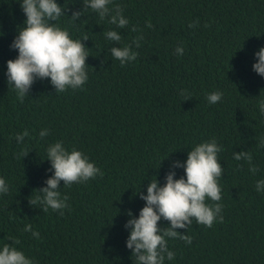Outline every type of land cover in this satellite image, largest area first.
<instances>
[{
  "label": "trees",
  "instance_id": "trees-1",
  "mask_svg": "<svg viewBox=\"0 0 264 264\" xmlns=\"http://www.w3.org/2000/svg\"><path fill=\"white\" fill-rule=\"evenodd\" d=\"M56 2L67 9L56 23L73 39L88 37V80L82 90L57 94L50 80H37L21 103L6 72L7 61L18 56L10 45L26 16L22 0H0V178L9 186L0 195V249L15 238L33 264H136L125 224L145 206L139 191L146 195L155 179L163 186L170 170L183 177L173 162H185L188 151L215 139L223 149L224 223L209 229L193 220L187 231L178 229L192 244L169 239L175 259L165 264H264V190H256L264 180V77L253 71L255 53L264 48V0H113L109 7L119 5L129 20L124 29L83 11V0ZM75 11L83 13L73 22ZM109 30L122 35L118 45L103 35ZM137 36H143L139 48L133 45L137 60L121 67L110 49ZM217 91L222 100L210 104L207 96ZM44 129L49 135L41 139ZM25 130L29 136L18 143L15 136ZM58 141L104 173L71 187L61 182L70 205L64 215L29 204L54 174L45 160ZM241 151L251 152L255 175L233 158ZM27 224L39 240L24 231ZM159 227L170 224L161 220Z\"/></svg>",
  "mask_w": 264,
  "mask_h": 264
},
{
  "label": "clouds",
  "instance_id": "clouds-1",
  "mask_svg": "<svg viewBox=\"0 0 264 264\" xmlns=\"http://www.w3.org/2000/svg\"><path fill=\"white\" fill-rule=\"evenodd\" d=\"M112 4L113 0H83V11L90 9L101 21L107 19L109 24L119 29L126 28L129 20L123 15V8L119 5L110 8L109 5ZM20 7L26 20L10 45L11 49L18 51V56L7 61L6 72L8 85L15 90L17 99L22 103L37 80H50L56 94L82 90L88 80L86 61L90 55L84 43L88 41V37L85 35L81 39H73L68 30L56 23L61 16L66 15L67 10L56 0H22ZM83 11L73 12L71 20L78 21ZM198 24L197 20L188 27L195 28ZM146 27H153L151 21ZM131 31L137 32L138 29L133 26ZM103 35L117 45L122 40V35L115 30L104 32ZM142 39L143 36H137L132 44L112 47L111 56L120 62L121 67L136 61L139 53L133 51V45L139 48ZM175 53L182 56L184 48L177 47ZM255 57L257 62L253 65V71L264 77V48L256 52ZM182 95L186 100L189 97L186 90ZM222 97V92H213L207 96V101L214 105ZM259 111L264 115V101H260ZM48 135L47 129L39 133L41 139ZM28 136L29 132L25 130L18 133L15 140L22 144ZM261 146H264V141ZM222 150L215 139L200 143L188 151L185 162L176 161L171 165L172 169L183 168V177L175 179V171L170 170L163 186L155 179L148 183L146 195L139 191L138 195L145 201V206L140 210L138 218H130L125 224V228L130 229L126 247L132 251L136 264H165L166 260H174L175 253L169 250L168 240L179 239L191 245L192 237L181 235L177 230L187 231L193 220L209 229L214 223H224L223 204L220 203L222 190L219 184L223 167L218 159ZM28 154L24 150L20 156L24 159ZM233 158L247 162L249 171L254 175L259 171L253 164L251 152H235ZM45 161L51 163L49 171L54 174L45 181L46 187L35 190L37 195L29 198L30 206L39 207L44 213L51 210L64 215V210L70 209L69 197L62 196L60 192L61 182L63 187H71L97 177L103 178L104 175L84 153L76 149L69 152L60 141L49 145ZM256 190H264V180L256 182ZM8 192L9 186L0 178V195ZM128 215L132 217L131 212ZM161 220L167 221L170 227H159ZM24 231L31 232L33 238L40 239V233L33 230L31 224L25 225ZM19 243L18 239L12 238L11 244L3 245L0 249V264H33L31 259L14 246Z\"/></svg>",
  "mask_w": 264,
  "mask_h": 264
}]
</instances>
